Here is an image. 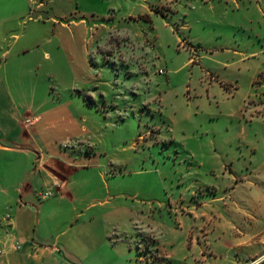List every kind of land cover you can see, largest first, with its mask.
Here are the masks:
<instances>
[{
	"label": "rangeland",
	"instance_id": "obj_1",
	"mask_svg": "<svg viewBox=\"0 0 264 264\" xmlns=\"http://www.w3.org/2000/svg\"><path fill=\"white\" fill-rule=\"evenodd\" d=\"M260 4L31 0L10 25L16 50L40 44L13 58L14 93L78 98L85 130L69 143L100 164L78 175L110 181L104 262L237 264L261 251L233 234L253 221L264 234Z\"/></svg>",
	"mask_w": 264,
	"mask_h": 264
},
{
	"label": "crops",
	"instance_id": "obj_2",
	"mask_svg": "<svg viewBox=\"0 0 264 264\" xmlns=\"http://www.w3.org/2000/svg\"><path fill=\"white\" fill-rule=\"evenodd\" d=\"M26 3L20 7L17 0H0V264H109L98 250L107 245L102 209L110 198V181L102 172L80 178L97 155L69 143L85 130L76 116L78 98L23 97L13 91L23 81L12 71L13 58L40 45L16 50L19 35L10 34ZM258 10L264 15L262 4ZM37 85L30 84L31 92ZM40 191L50 196L39 199ZM251 225L233 233L238 247L254 240L260 244L261 251L246 259L264 253V234L254 221ZM189 238L191 246L200 241L192 233ZM118 260L134 264L127 254Z\"/></svg>",
	"mask_w": 264,
	"mask_h": 264
},
{
	"label": "built area",
	"instance_id": "obj_3",
	"mask_svg": "<svg viewBox=\"0 0 264 264\" xmlns=\"http://www.w3.org/2000/svg\"><path fill=\"white\" fill-rule=\"evenodd\" d=\"M64 146H66V144H64ZM50 196V192L49 191H40L37 192V197L39 199H45L47 197ZM2 252V249H0V253ZM244 264H264V253L259 255V256H255L252 258H248Z\"/></svg>",
	"mask_w": 264,
	"mask_h": 264
}]
</instances>
